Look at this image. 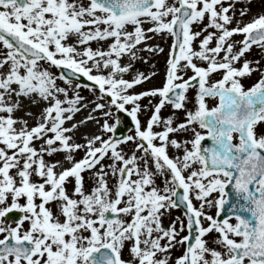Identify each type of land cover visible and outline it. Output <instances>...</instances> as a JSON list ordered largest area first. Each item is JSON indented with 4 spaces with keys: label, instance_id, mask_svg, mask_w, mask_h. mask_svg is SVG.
Segmentation results:
<instances>
[{
    "label": "snow or ice",
    "instance_id": "snow-or-ice-1",
    "mask_svg": "<svg viewBox=\"0 0 264 264\" xmlns=\"http://www.w3.org/2000/svg\"><path fill=\"white\" fill-rule=\"evenodd\" d=\"M249 12L240 8L237 19L236 0H0V264H170V250L178 245L184 250L174 264H264V69L246 58L236 66L253 45L264 50V13L245 22ZM161 34L172 37L163 86L130 91L155 73L126 79L132 64L121 58L163 52L147 43ZM93 41L107 47L94 49ZM42 61L87 77L100 100L110 98L92 108L102 123L89 114L65 126L86 107L84 98L75 90L69 96L57 79L73 81ZM254 71L262 74L246 87L241 80ZM217 72L220 78L210 82ZM157 96L142 124L139 114L148 105L141 99ZM22 98L45 102L34 126L14 116ZM207 98L218 103L210 107ZM166 103L184 110L185 119L162 117ZM120 112L135 125L122 139L114 136ZM88 120L100 125V134L76 142L71 133ZM178 132L191 136L178 139ZM206 139L211 144H203ZM37 140L43 141L39 148ZM129 141L131 154L119 147ZM170 146L177 154H169ZM78 150L84 152L80 159L74 157ZM59 152L69 166L46 161L45 155ZM105 157L112 162L103 163ZM85 171L95 180L90 190ZM109 175L116 178L112 185ZM229 186L234 223L222 215ZM181 206L185 219L163 225L161 217ZM205 206L216 207L215 216ZM14 211L20 215L13 221ZM213 232L219 247L209 244Z\"/></svg>",
    "mask_w": 264,
    "mask_h": 264
},
{
    "label": "rangeland",
    "instance_id": "rangeland-1",
    "mask_svg": "<svg viewBox=\"0 0 264 264\" xmlns=\"http://www.w3.org/2000/svg\"><path fill=\"white\" fill-rule=\"evenodd\" d=\"M171 2V0H170ZM226 2H229V0H226ZM85 3H87V0H85ZM242 7H247L250 9V12L248 15H246L245 17H243V20L245 22H247L248 20H250L253 16L260 14V13H264V0H236V8H237V19H240L238 12L239 9ZM206 22V21H205ZM150 25L145 24L144 27L147 28ZM202 27V25H193V30H199V28ZM209 31H213V29H209ZM149 35H151V33H149ZM75 39V37H71L69 39V42H72ZM199 39V38H198ZM234 40L239 41L240 39H242V37L240 35H236L233 37ZM107 43L108 42H101L100 44H97V42L93 41L91 42V46L95 49L97 47L103 46L104 48L107 47ZM150 45H159L160 47L163 48V52H155V53H149L147 51H139L138 52V57L139 59L136 60H131L130 58L126 55L124 57L121 58V63L122 64H127L129 62H131L132 64V69L128 72L124 74V78L126 79H131L133 78V76L138 73V72H144V73H149V72H153L155 73V75H153L148 81H145L144 83L135 86L132 90L130 91H135V92H139L142 91V88L145 87V89L147 88H154V87H162L163 83L165 81V72H166V61L168 58V54H169V49H170V45L172 43V37L168 34H161V35H156L153 36L151 40H149L147 42ZM198 46V41L194 43V47ZM82 47V46H81ZM140 47V46H138ZM239 47V45H237V48ZM0 51H3V49H0ZM246 58L250 61H257L259 60V68L260 69H264V50H262L260 47H257L255 45H253V47L245 53V56L241 59L240 62L237 63L236 66H240V64L242 63L243 59ZM42 64L43 67L49 68L50 71H52L53 73H55L57 76H59L60 72H61V68H57L54 66H50L47 62H40ZM199 63V61H198ZM254 66V65H253ZM107 71V70H105ZM262 72L261 71H254L253 73H251V75L245 76L244 78H242L241 82L246 86H251L252 84H254L261 76ZM187 75H192L191 71H188ZM81 77L85 78L88 82L91 83V85H93L94 82L89 81L87 79V77H84L82 75H80ZM221 76V74L219 72L217 73H213L210 76V82L214 81L216 79H219ZM70 78V77H69ZM187 78V77H185ZM73 83L72 84H67L64 80L62 79H57V84L61 87H66L69 89V96H72L74 94V90L75 92H78L80 96H82L84 99L82 101V103L86 104V107L82 108L81 111L77 112L74 114L73 119L66 121L65 122V126H71V124L76 123L77 121H81L80 120V116L81 113L83 112L84 116H87L89 114H92L94 116H97V119L101 121V123L104 120V117L100 114L99 110L95 113L92 112V108L94 107V104L97 102H102L107 104L108 100L110 99L109 97L105 96V98L103 100H100V93L99 91H93L92 88L88 87V86H83L81 85L80 88H75L76 84H79L77 81L73 80L72 78H70ZM197 91V89L195 87L190 88L187 95L189 97V102L187 103V108L192 109L194 108V96H195V92ZM63 98V97H61ZM160 97L157 96L155 98H142L140 103L141 105H148L147 108H143L142 111L140 112L139 116H140V120L143 124V122L147 121L151 115V110H152V106L155 105L158 101H159ZM208 99V103L209 106H214L216 103H218V99L216 98H207ZM149 100H151V104H149ZM45 102L43 101H38L37 103L33 104L29 99L27 98H22V107L19 108L15 113L14 116L15 117H22L23 119L28 121V125L34 126L38 119L40 118V113L42 111V109L45 107ZM128 108H131L132 105L129 104L127 105ZM107 110V109H105ZM114 115L113 117L109 120L110 123L115 121V115H117L115 108L112 109ZM27 112H31L32 115H27ZM174 114V121L176 123L182 121L183 119H185V115H184V110H176L172 107L171 104L166 103L165 106L161 109V115L162 117H168ZM89 123L93 122L94 120H88ZM124 121V119L121 120V125L124 126V124H122ZM95 129L96 132H90L89 128L85 127L87 124L83 123V124H78L77 128L73 130V132L71 133L73 135V138L76 140V142L79 143H85V135L91 136L93 134H100V125L97 124L95 121ZM156 130H160V128H157ZM83 131V132H82ZM135 132V130H132L131 133L129 135H133ZM51 135V134H49ZM108 135H112L111 133H104V136L107 137ZM176 136V138L178 139H188L191 136V133H185V132H178L174 134ZM35 145L37 148H39L41 146V144L43 143L42 140H37L34 141ZM120 148L123 149V151L125 153L131 154L132 151H134V143L129 141L127 143H122L120 146ZM140 153H138L139 155ZM169 154L170 155H175L177 154L176 150L174 148H172L171 146L169 147ZM84 155L83 150H78L77 152L74 153V157L76 159H80L82 158ZM65 157V153L64 152H59V153H54L51 156L49 155H45V159L46 161H55V160H61L64 161V165L65 167L69 166L68 162L66 160H64ZM112 161L109 157H105L103 163L105 164H110ZM99 167V166H97ZM14 171V170H13ZM57 171H59V168L57 169ZM105 171L110 172L109 169H105ZM84 178H85V188L90 190L91 187L94 186L95 180L94 177L92 175L91 172L89 171H85L83 173ZM35 179V177H34ZM109 179V184L112 185L115 183V177H112L111 175H109L108 177ZM156 183L157 185L162 186L163 185V179L161 177H157L156 178ZM73 184H74V180H72L70 178V182L66 183V188L69 191V193H71L72 188H73ZM216 194L213 193V196H215ZM194 203H199L194 201ZM53 212L57 211V207H56V203L55 202H50L49 205ZM205 209L207 212H209L210 214H212L213 216H215L216 214V207H208L205 206ZM177 217H180L181 219H185L183 217V212L177 208H173L171 209L168 213H166L164 216L161 217V221L163 225H170L171 221L175 220ZM232 222H235V219L232 220ZM205 225L207 224V221H204ZM187 234V232H182L180 235H185ZM217 233L213 232L211 233L209 236H207V239L209 241V244L211 247H219L215 242H214V238L216 237ZM179 238V237H178ZM163 243V241H162ZM183 247L182 246H176L175 248L171 249V259H170V264H174V260L178 255H181L183 253ZM124 257L127 259L129 258L128 256V251L127 248H125L124 253H123Z\"/></svg>",
    "mask_w": 264,
    "mask_h": 264
},
{
    "label": "water",
    "instance_id": "water-1",
    "mask_svg": "<svg viewBox=\"0 0 264 264\" xmlns=\"http://www.w3.org/2000/svg\"><path fill=\"white\" fill-rule=\"evenodd\" d=\"M63 72H65L70 78H72L73 80L81 83V84H87L89 85V82H87L85 79H83L81 76H72L71 75V71L64 68L62 69ZM118 115L120 116V119H122L123 117L126 118L124 125L125 127H121L120 125L118 126L116 132L114 133V136L116 138H123L125 136H128L129 131L134 127L133 121L130 117H128L124 112H120L118 113ZM205 145H209L211 144V140L210 139H206L204 142H202ZM227 192L229 194V204L226 205L225 207V212L222 213V215L227 214L228 216L232 217V219L234 218V216H232V209H231V203L234 202L235 200V193L233 191V189L231 188V186H229V188L227 189ZM181 209L183 210V206H181ZM244 215H250L247 212L243 213ZM20 215V213L14 211L13 213L10 214V218L11 219H16L18 216ZM235 219V218H234Z\"/></svg>",
    "mask_w": 264,
    "mask_h": 264
},
{
    "label": "bare ground",
    "instance_id": "bare-ground-1",
    "mask_svg": "<svg viewBox=\"0 0 264 264\" xmlns=\"http://www.w3.org/2000/svg\"><path fill=\"white\" fill-rule=\"evenodd\" d=\"M147 89V88H146ZM142 90H145V87L142 88ZM16 112V111H15ZM84 115H83V112L81 113V116H80V120H84ZM97 118V116H95ZM85 124H87L85 127L89 128L90 132H96V129H95V123L94 121L93 122H90L89 121H86ZM72 125V124H71ZM83 132V131H82Z\"/></svg>",
    "mask_w": 264,
    "mask_h": 264
}]
</instances>
